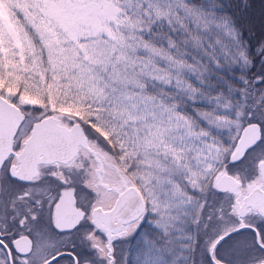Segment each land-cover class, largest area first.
I'll return each instance as SVG.
<instances>
[{
    "label": "snow or ice",
    "instance_id": "obj_1",
    "mask_svg": "<svg viewBox=\"0 0 264 264\" xmlns=\"http://www.w3.org/2000/svg\"><path fill=\"white\" fill-rule=\"evenodd\" d=\"M0 264H264V0H0Z\"/></svg>",
    "mask_w": 264,
    "mask_h": 264
}]
</instances>
